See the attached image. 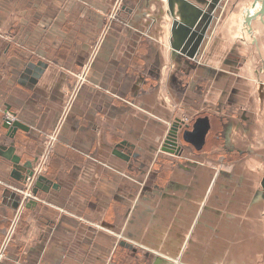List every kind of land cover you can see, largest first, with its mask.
<instances>
[{"label":"crops","instance_id":"obj_1","mask_svg":"<svg viewBox=\"0 0 264 264\" xmlns=\"http://www.w3.org/2000/svg\"><path fill=\"white\" fill-rule=\"evenodd\" d=\"M118 1L0 0V243L17 207L8 186L25 181V166L33 168L46 134L64 116L35 193L67 211L30 202L3 264H146L125 259L144 245L155 252L148 264H264L257 255L264 244L257 242L247 259L215 253L234 249L222 236L258 234L216 222L239 219L244 201H264L256 159L221 170L202 158L214 122L224 125L218 128L226 147L252 132L256 138L257 127L248 125L258 108L247 43L232 50L223 45L235 37L236 21L243 36V13L255 0H237L238 17L222 26L196 18L205 0H192L191 7L123 0L90 83L65 113L74 74L91 58L104 16ZM223 26L230 28L226 34L218 32ZM6 112L15 117L10 126ZM181 116L190 118L189 151L175 158L162 140ZM259 234L264 241V229ZM113 251V260H105Z\"/></svg>","mask_w":264,"mask_h":264},{"label":"rangeland","instance_id":"obj_2","mask_svg":"<svg viewBox=\"0 0 264 264\" xmlns=\"http://www.w3.org/2000/svg\"><path fill=\"white\" fill-rule=\"evenodd\" d=\"M171 2V5L177 2L185 3L187 6H190V3H192V0H169ZM237 0H205L203 2V5L201 8L197 9V7L194 5L193 7L198 10L197 12V19L199 20H205L207 19L210 22H215V24H226V19H232L237 18L239 15L238 7H237ZM264 0H255V3L252 7H249L245 13H243V17L245 18V22L243 23V36H239L240 33L238 31V21L233 23L234 31H235V37L232 39V41H227L231 39L225 40V43L223 44L224 47L228 50L232 49H238V45L244 46V41L246 44V51L248 53V56H251V65L252 67H255L256 70V85L251 88H254V91L252 90L251 98L253 96V99H255V104L258 108V111L256 113H252L249 116L250 125L249 127L256 128L257 127V133L256 138L254 136V133L252 132L248 137L239 139L234 138L231 140V146L232 148L226 147V140L224 139V134L222 133V130L218 127L224 126L221 122H214V124L211 125L215 126L214 133H212V137L208 139V143L206 147H208V156H204L202 158H207L208 163L210 164V168L214 169H232L234 166H238L240 164L247 163L248 161H252L253 159H256L257 164V179L256 183L260 185V188L264 190V12H262V2ZM123 0L118 1V6L113 8L110 12L105 14L104 16V25L101 31L99 32L98 39L96 40V43L93 44L91 48V55L89 60H87L86 64L82 66L81 70L74 74L75 78V84L74 88L70 94L71 102L68 104V107L65 111V113H68L69 110L72 108L73 100L76 99L78 93L80 90L90 83L89 81V73L91 71V68L93 66V63L97 57V54L99 50L101 49L103 43L105 42L107 36L109 35L113 23L118 18V11H119V4L122 3ZM193 2H195L193 0ZM193 4V3H192ZM183 7V5H182ZM191 7V6H190ZM178 11H181V7L178 8ZM175 13V12H174ZM183 18V13L182 16ZM179 17V18H181ZM192 17V16H190ZM194 19V18H193ZM258 22L259 27L255 28L254 25H252L255 22ZM193 24H191L192 26ZM217 28H213V32L211 34L213 35L214 30ZM257 29V32H256ZM225 30V34L227 33V30H230L228 27H219L218 32ZM222 34V32H221ZM250 42V43H248ZM178 50V49H177ZM241 50V49H240ZM244 51V50H242ZM248 61V60H246ZM193 62H199L198 59L193 58ZM240 97L242 95H239ZM262 107H258V106ZM263 109V110H262ZM247 114V113H246ZM255 115V116H254ZM255 119L257 122H255ZM5 121L10 126L15 122V117L10 112L5 113ZM65 121V116L63 117V120L61 119L57 126L48 132L44 138L43 141V150L42 152L36 157V160L33 162V168L31 169V174H29L25 181L21 183L20 185H11L8 186L12 192H14L17 196V207L15 208V211L13 215L11 216L8 225L3 231L1 243H0V264H3L4 260L7 258L8 251L12 243L15 241L16 235L22 225L23 221V214L26 210L27 205L30 202H36L41 205L50 206V204L47 203V201L43 200L38 196V194L35 193V187L39 179H41L43 176H45L48 172L51 158L55 152V148L57 146V143L60 139V132L62 129L63 122ZM260 121V123H259ZM247 122V121H246ZM245 122V125H246ZM251 122L254 124L251 125ZM222 124V126H220ZM248 125L246 128H248ZM190 128V118L187 116H181L179 119L176 120V123L170 127L166 137L162 140V147L164 149H170L169 151L171 154L175 156V158L183 157L184 154H186L189 151V141L186 138V131ZM223 129V128H222ZM220 130V132H219ZM250 146L253 148V151L250 152ZM229 149H233V151L228 153L227 151ZM174 158V157H172ZM199 157L196 159L198 160ZM200 161V160H198ZM252 177V174H251ZM247 199V197H243L242 200ZM50 208L58 211L59 213H67L65 209L56 207V206H50ZM239 211V219L235 220H229V219H222L219 220L216 218V222H218L220 225L226 227H236V223L241 226V229L243 232H250L252 229H255L258 234L255 236L250 234H241L238 235H225L222 236V238L225 237L227 240L229 238L230 242H234L230 244L231 246H234L233 250H220L215 252L216 250H213L212 253H216V255L220 254L221 259L224 258L225 252H230L233 257H239L241 260L247 259L249 254L250 257L254 256V251L250 250V244L253 242H257L258 244H264V241L262 240V236L259 234L264 228V201L261 203H258L256 205H252L244 201L239 205L238 208ZM262 218V219H261ZM233 221H235V224H233ZM215 222V220H214ZM256 222V223H255ZM216 225V224H214ZM172 221L167 220L165 223V227L167 231L169 229H172ZM118 239L122 238L120 235H116ZM239 238L238 245L236 246V240ZM145 246V245H144ZM144 246H141V250L137 251L136 253H129L127 256H125V259L128 260V263L137 262L138 260L143 259L142 263L148 264L150 259L153 258V255L155 252H151L150 250H147V248H143ZM221 248H223V244L220 245ZM116 251H113L111 256H108L105 260L111 259L113 260V257H115ZM239 254V255H237ZM258 258L264 259V251L257 252ZM110 261V260H109ZM252 262V261H251Z\"/></svg>","mask_w":264,"mask_h":264},{"label":"water","instance_id":"obj_3","mask_svg":"<svg viewBox=\"0 0 264 264\" xmlns=\"http://www.w3.org/2000/svg\"><path fill=\"white\" fill-rule=\"evenodd\" d=\"M262 4H263V6H262V12H264V1L262 2ZM13 161H14L16 164H18V162H19V158H14ZM25 168L29 169L28 173L31 174L30 166L27 165V166H25ZM26 171H27V170H26Z\"/></svg>","mask_w":264,"mask_h":264},{"label":"built area","instance_id":"obj_4","mask_svg":"<svg viewBox=\"0 0 264 264\" xmlns=\"http://www.w3.org/2000/svg\"><path fill=\"white\" fill-rule=\"evenodd\" d=\"M9 123H10V122H9ZM9 123H8V124H9Z\"/></svg>","mask_w":264,"mask_h":264}]
</instances>
